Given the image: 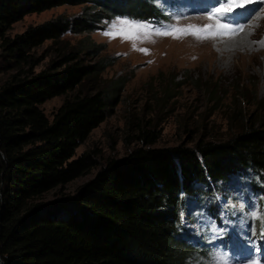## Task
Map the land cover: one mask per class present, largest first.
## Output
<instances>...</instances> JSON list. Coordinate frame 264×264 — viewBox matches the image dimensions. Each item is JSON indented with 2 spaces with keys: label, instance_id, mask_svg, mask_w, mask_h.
Wrapping results in <instances>:
<instances>
[{
  "label": "trees",
  "instance_id": "1",
  "mask_svg": "<svg viewBox=\"0 0 264 264\" xmlns=\"http://www.w3.org/2000/svg\"><path fill=\"white\" fill-rule=\"evenodd\" d=\"M146 1L152 8L141 0L126 6L157 15L154 1ZM80 3L77 14L59 13L6 34L26 13ZM116 6L113 0H0V72L13 70L0 82V264H186L183 205L217 208L216 182L232 183L238 174L264 180L262 96L224 139L199 135L191 143L152 146L159 132L138 125L140 144L108 158L74 192L62 190L96 165L91 150L73 156L114 111L125 80L102 77L114 60L100 54L103 43L86 35L69 44L64 34L100 27ZM47 39L65 43L55 44L56 56L35 70L44 53L34 48ZM74 89L52 117L40 106ZM55 187L59 193L43 199ZM176 246L179 253L171 250Z\"/></svg>",
  "mask_w": 264,
  "mask_h": 264
},
{
  "label": "rangeland",
  "instance_id": "2",
  "mask_svg": "<svg viewBox=\"0 0 264 264\" xmlns=\"http://www.w3.org/2000/svg\"><path fill=\"white\" fill-rule=\"evenodd\" d=\"M113 1H117L116 11L101 19L100 27L64 34L69 44L86 35L103 43L100 54L111 55L114 60L102 77L108 81L125 79L114 111L91 130L73 156L91 150L96 165L67 182L62 189L65 193L74 192L78 185L92 178L108 158L122 156L140 144L136 139L138 125L154 126L159 132L152 146L191 143L199 135L224 139L237 129L241 116L258 107L257 100L264 96V0L252 4L247 0H223L227 7L246 3L244 9L236 10L243 14L242 18L235 11L236 16L232 15L235 26L206 11L185 12L193 4L187 0H155L161 12L147 17L137 14L131 3L126 6L128 0ZM141 1L152 8L153 4ZM172 2L179 7L172 10ZM83 7L82 3L61 4L26 13L10 25L6 34L14 35L59 13L77 14ZM223 24L228 27H221ZM232 27L243 31L231 32ZM61 43L65 41L55 43L47 39L36 46L35 52L44 53V58L34 69L47 65L56 56L55 44ZM11 71L0 72V82ZM76 91L55 95L40 106L52 117L62 100ZM59 189L47 191L43 199H51ZM221 199L230 208L236 205L230 193ZM183 206L188 208L187 204ZM185 216L188 218V210ZM185 246L186 264H217L212 253ZM180 249L171 247L173 253Z\"/></svg>",
  "mask_w": 264,
  "mask_h": 264
},
{
  "label": "snow or ice",
  "instance_id": "3",
  "mask_svg": "<svg viewBox=\"0 0 264 264\" xmlns=\"http://www.w3.org/2000/svg\"><path fill=\"white\" fill-rule=\"evenodd\" d=\"M256 0H247V3L249 4H252V3H255ZM235 7V8H238V9H244L245 8V4H236V5H230L228 8H217V12H221V11H231L232 8ZM127 23V22H125ZM135 27H140L139 25H136ZM221 27H228L227 25H222ZM232 32H239V31H243L242 28H234V29H231ZM226 264V262H225Z\"/></svg>",
  "mask_w": 264,
  "mask_h": 264
},
{
  "label": "bare ground",
  "instance_id": "4",
  "mask_svg": "<svg viewBox=\"0 0 264 264\" xmlns=\"http://www.w3.org/2000/svg\"><path fill=\"white\" fill-rule=\"evenodd\" d=\"M236 10H237V9H235V10H233V11H232V15H234V16H236V15H237V16H240V17L242 18V15H243V14H242V13H239V12H237ZM234 11H235L236 15L234 14ZM254 12H255V9H252V10H251V13H254ZM243 20H244V19H243Z\"/></svg>",
  "mask_w": 264,
  "mask_h": 264
}]
</instances>
